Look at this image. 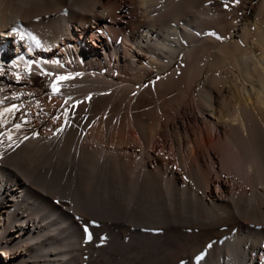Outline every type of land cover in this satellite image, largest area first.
<instances>
[{"label": "bare ground", "instance_id": "bare-ground-1", "mask_svg": "<svg viewBox=\"0 0 264 264\" xmlns=\"http://www.w3.org/2000/svg\"><path fill=\"white\" fill-rule=\"evenodd\" d=\"M0 64V264H264V0H0Z\"/></svg>", "mask_w": 264, "mask_h": 264}, {"label": "snow or ice", "instance_id": "snow-or-ice-1", "mask_svg": "<svg viewBox=\"0 0 264 264\" xmlns=\"http://www.w3.org/2000/svg\"><path fill=\"white\" fill-rule=\"evenodd\" d=\"M238 3L239 0H236ZM12 31L17 32V35H19L20 39L23 40L25 38V34L23 32H19L17 29H13ZM212 35H216L215 33H212ZM219 38V37H217ZM28 39L35 40V37H32L30 34L28 35ZM37 45L39 44V41H36ZM4 65L0 64V76H3L5 73L3 71ZM26 68H30V65H26ZM45 75L52 76V73H44ZM80 75V74H76ZM13 76L16 77L17 80H19V74L13 73ZM72 77L70 75H62V76H56L55 79L51 82L50 87L54 93L60 94V82L61 81H67L71 79ZM13 100L19 99L18 96L13 95ZM4 100L5 98L0 97V126H2L5 123V114L7 113L9 117H11L15 112L19 111L20 109L15 104H9L6 107L4 106ZM14 128L16 131H19L22 128V124L16 123L14 125ZM7 136L9 144H11L13 140L12 131L9 130L6 133H0V145L4 143V137ZM18 146V145H17ZM2 155V154H0Z\"/></svg>", "mask_w": 264, "mask_h": 264}, {"label": "rangeland", "instance_id": "rangeland-1", "mask_svg": "<svg viewBox=\"0 0 264 264\" xmlns=\"http://www.w3.org/2000/svg\"><path fill=\"white\" fill-rule=\"evenodd\" d=\"M216 189H217V184H214V185H213V190L216 191ZM201 193H202V191H200V194H201ZM0 256H1V254H0Z\"/></svg>", "mask_w": 264, "mask_h": 264}]
</instances>
